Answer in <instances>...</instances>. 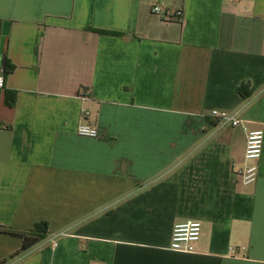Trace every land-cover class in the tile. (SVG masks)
<instances>
[{
	"label": "crops",
	"instance_id": "obj_1",
	"mask_svg": "<svg viewBox=\"0 0 264 264\" xmlns=\"http://www.w3.org/2000/svg\"><path fill=\"white\" fill-rule=\"evenodd\" d=\"M6 22L0 225L49 229L0 232V264H264V146L244 183L247 132L212 113L264 130V0H0V49Z\"/></svg>",
	"mask_w": 264,
	"mask_h": 264
},
{
	"label": "built area",
	"instance_id": "obj_2",
	"mask_svg": "<svg viewBox=\"0 0 264 264\" xmlns=\"http://www.w3.org/2000/svg\"><path fill=\"white\" fill-rule=\"evenodd\" d=\"M152 12L160 14L164 19H170V12L163 10L161 6L154 5ZM5 86V76L0 73V88ZM86 114L88 110L84 109ZM213 115L221 119L224 123H230L233 126L241 125L247 132V142L245 149V157L254 162L246 164L241 171L242 180L244 183H253L258 178V161L262 156L264 146V130L250 129L238 115L224 110L214 109ZM78 134L86 137H97L99 135L98 128L88 122L80 123L78 126ZM202 235V223L199 220H189L186 222L176 223L172 230L171 249L184 252H193L196 248V243ZM56 245V241L54 242ZM99 264V263H94Z\"/></svg>",
	"mask_w": 264,
	"mask_h": 264
},
{
	"label": "trees",
	"instance_id": "obj_3",
	"mask_svg": "<svg viewBox=\"0 0 264 264\" xmlns=\"http://www.w3.org/2000/svg\"><path fill=\"white\" fill-rule=\"evenodd\" d=\"M12 70H13V65L8 64L5 69V73L9 74L10 72H12ZM239 90L244 95H248V93L244 91L243 88L240 87ZM15 100H16V95L13 94L11 91H6L7 104L12 106L15 103ZM48 229H49V223L47 221L37 222L34 225L33 229L26 230V231H16L12 229L11 227L0 225V232L8 231L11 234L20 236L24 239L23 245L21 249L18 251V253L33 247L38 242H40L42 239H44L46 237ZM12 256H15V255H12Z\"/></svg>",
	"mask_w": 264,
	"mask_h": 264
},
{
	"label": "water",
	"instance_id": "obj_4",
	"mask_svg": "<svg viewBox=\"0 0 264 264\" xmlns=\"http://www.w3.org/2000/svg\"><path fill=\"white\" fill-rule=\"evenodd\" d=\"M8 26L9 23L6 22L4 25V30H3V38H2V43H1V49L0 52L4 55L6 52V46H7V40H8Z\"/></svg>",
	"mask_w": 264,
	"mask_h": 264
}]
</instances>
